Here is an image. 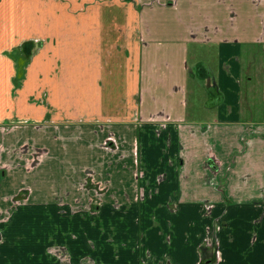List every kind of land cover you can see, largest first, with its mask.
I'll list each match as a JSON object with an SVG mask.
<instances>
[{"label":"crops","instance_id":"0c3cea01","mask_svg":"<svg viewBox=\"0 0 264 264\" xmlns=\"http://www.w3.org/2000/svg\"><path fill=\"white\" fill-rule=\"evenodd\" d=\"M16 2L0 0V264H264V0L111 3L130 9L131 18L110 9L104 39L117 41V27L130 26L136 38L126 40L123 61L112 52L103 64L120 71L121 84L101 100L122 104L117 115L98 114L109 119L98 125L135 157L109 161L103 204L75 212H65L57 192L70 187L62 174L61 189L39 188L41 167L49 161L57 169L63 158L59 123L35 129L43 137L34 144L44 152L34 166L39 175L5 152L29 144L27 129L8 128L16 47L33 38L31 20L17 33ZM197 43L210 48L212 63L189 64V46ZM197 67L216 99L217 118L206 124L184 119L189 74L203 77ZM250 105L262 109L261 118H243ZM222 130L239 135L230 156L219 151L229 156L226 171L206 161L213 145L223 149Z\"/></svg>","mask_w":264,"mask_h":264},{"label":"rangeland","instance_id":"374dc122","mask_svg":"<svg viewBox=\"0 0 264 264\" xmlns=\"http://www.w3.org/2000/svg\"><path fill=\"white\" fill-rule=\"evenodd\" d=\"M39 2L41 7L36 4ZM111 3H114V0H17L15 5L17 33L23 34L31 20L33 38L27 40L22 45L23 48L16 47L15 79L9 92L16 100V110L12 117L13 123H10L8 128L27 129L24 130L27 133L25 139L32 146L27 143L25 146L20 144L14 151L10 149L5 152L7 155H13L7 158L10 162L23 165L29 163L28 168H32V174L39 175L42 171L41 175L44 177L41 178L43 182L39 188L44 193L45 189L54 192L55 189H61L62 175L69 179L70 182L65 180V187L67 184L70 187L65 188L64 192L57 191L60 192L59 197L65 212L70 209L72 212L78 209L83 211L90 204L102 205V192L107 187L105 179L109 174V161L115 160L117 163L121 159L134 160L135 157L132 147H121L114 135L110 137L109 130L104 128L105 125H98L109 122V119L99 116L101 112L107 111L117 115L120 111L117 112V107L122 104L119 101L101 100V94L105 90L110 97L120 90L121 84L120 71L104 70L103 64L106 60L109 61L112 52L117 62L121 59L123 61L125 56L122 52L124 53L126 40L131 36L136 38V32L133 26H130L128 29L117 27V41L104 39L102 31L105 20L110 17V9L118 15H125L128 23L131 18L130 9H122L119 6L112 8ZM115 50L121 53H114ZM212 56L214 57L213 53L206 46L198 43L189 46L188 61L193 67L206 58L212 63ZM197 71L203 73V77L198 76L200 79L192 73L189 74L184 119L186 122L206 124L217 118V109L213 106L216 99L213 96L212 83L208 84V78L204 83L205 71L198 67L195 72ZM123 106L128 108L129 103L125 101ZM128 110L130 111V107L122 112L128 114ZM242 116L247 119L253 116L259 119L262 117V109L250 105ZM56 123H59L60 129H65L60 132L63 144L61 140L58 141V145H63L64 148L63 158L59 161L57 169L50 165L46 167L49 163L47 161L41 171L38 168L35 171L34 166L44 157V152L34 147L42 137L35 129L53 127ZM141 132L140 129L137 132L140 145ZM246 132L249 133V130L246 129ZM246 132L240 135L244 144L248 141ZM219 134L223 140V149L213 145V149L218 152L208 154L206 161L209 164H217L219 161V165L226 171L231 165V162L226 160L232 154V143L238 140L239 135L230 130H222ZM128 141L130 142L129 139ZM76 142L81 143L83 147L76 148L73 144ZM88 142L92 146H89ZM213 142L217 143L216 140ZM219 151L222 155L229 153V156L223 159ZM25 176L29 180L30 175ZM35 182L38 184L37 179Z\"/></svg>","mask_w":264,"mask_h":264},{"label":"water","instance_id":"95a60500","mask_svg":"<svg viewBox=\"0 0 264 264\" xmlns=\"http://www.w3.org/2000/svg\"><path fill=\"white\" fill-rule=\"evenodd\" d=\"M208 84H209V85L211 84V79H210V78H208Z\"/></svg>","mask_w":264,"mask_h":264}]
</instances>
